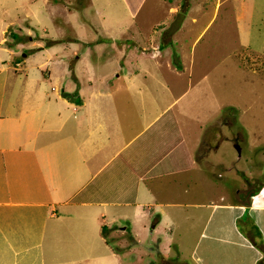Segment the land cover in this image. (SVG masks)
Masks as SVG:
<instances>
[{
  "label": "crops",
  "instance_id": "crops-1",
  "mask_svg": "<svg viewBox=\"0 0 264 264\" xmlns=\"http://www.w3.org/2000/svg\"><path fill=\"white\" fill-rule=\"evenodd\" d=\"M53 1L63 8L70 4ZM84 2L111 41L116 33L107 32L99 1ZM81 3L75 0L72 7ZM138 4L128 13L130 23H136ZM80 9L85 19L87 13ZM86 20L97 32L93 17ZM9 23L0 18V264H122L119 245L107 237L115 233L114 240L123 232L131 235L134 246L128 250L135 260L145 252L137 250L147 235L156 238L158 260L152 264H174L169 258L177 257L175 249L181 256V235L189 227L196 229L194 239L179 261L188 257L193 264H264V135L256 140L258 145L247 139L249 150L262 161L248 177L236 164L230 129H224L230 134L205 140L202 130L187 134L183 119L168 103L159 112L142 115L141 122L138 113L118 112L105 85L109 71L97 74V86L88 90L90 78L77 86L66 75L75 66H62L61 88L50 93L46 80L52 59L21 69L19 64L33 53L18 60L11 46H1ZM163 24L152 27L160 31ZM170 37L165 34L164 41ZM155 46L148 55L159 52ZM110 47L106 56L114 52ZM62 61L68 57L56 59L54 67ZM43 62L46 68L38 70ZM129 68L124 72L131 80L135 72ZM64 91L73 94L66 97ZM226 134L233 138H227L230 149L226 143H213ZM228 172L244 176L247 188L232 186V198L224 190L208 196ZM160 193L166 195L158 198ZM118 220L121 224L112 228L110 222ZM106 224L111 227L102 233L100 227Z\"/></svg>",
  "mask_w": 264,
  "mask_h": 264
},
{
  "label": "rangeland",
  "instance_id": "rangeland-1",
  "mask_svg": "<svg viewBox=\"0 0 264 264\" xmlns=\"http://www.w3.org/2000/svg\"><path fill=\"white\" fill-rule=\"evenodd\" d=\"M68 1V8H63L62 4L55 6L53 0L45 3L42 0H0V18L10 22L4 28L1 46H11L18 60L24 54L33 53L19 64L21 69H31L30 64L52 59L48 67L50 76L46 80L50 93L54 88H61L59 69L62 66H75L66 71L70 83L73 81L78 86L90 78L88 90L97 84L94 80L97 74L109 71L111 74L104 78L105 85L112 90L110 95L118 112L138 113L141 122L142 115L159 112L168 103L171 110L179 113V119H183L181 124L187 134L202 130L205 140L217 133H229L224 129H230L238 156L237 166L245 176L254 175L262 161L249 150L246 142L248 139L258 145L256 140L264 135V0H161L164 3L141 0L139 4L138 0H98L105 14L107 32L116 33L117 38L113 37L111 41L101 31L105 25L98 27L101 20L94 18L84 0H79L82 3L77 9L72 7L75 0ZM137 4L136 23L133 24L128 13ZM79 8L80 12L87 13L85 19L79 14ZM92 17L97 32L86 20ZM162 23L164 28L160 31L152 27ZM125 27L128 28L125 30ZM165 34L171 35L167 41H164ZM155 45L159 52L148 55ZM110 46H114V52L106 56ZM66 56L69 61L59 62L55 68L56 59ZM46 66L43 62L38 65V70L44 71ZM126 66L130 67V73L135 72L132 81L124 72ZM73 91L78 95L77 89ZM176 96L177 99L172 101ZM162 112L163 115L168 113L167 109ZM245 133L250 138L245 137ZM222 135L213 143L233 139L230 135L226 134V139ZM261 143L264 145V141ZM226 144L230 149L232 144ZM251 155L255 158H250ZM243 177L228 172L225 181L216 180L218 189L209 186L212 192L208 196L224 190L226 196L232 198L234 193L228 190L232 186L247 188ZM260 177L264 179V172ZM161 195L166 194L160 193L158 198ZM121 221H112L110 225L114 228ZM110 225L100 227V231L103 233L105 227L109 230ZM183 225L181 222L178 226L177 235ZM184 232L182 245L177 247L181 256L175 249L177 257L169 258L174 264H193L188 257L179 261L189 251L196 229L189 227ZM114 235L117 234L108 235L107 240L119 245L122 264H152V260H158L154 247L156 238L146 239V235L137 250L145 252L135 260L128 250L134 246L131 235L123 232L118 235L122 238L113 240ZM171 248L174 249L172 245ZM160 261L167 262L165 259Z\"/></svg>",
  "mask_w": 264,
  "mask_h": 264
},
{
  "label": "trees",
  "instance_id": "trees-1",
  "mask_svg": "<svg viewBox=\"0 0 264 264\" xmlns=\"http://www.w3.org/2000/svg\"><path fill=\"white\" fill-rule=\"evenodd\" d=\"M254 69H257V67H254ZM62 94L64 95V96H66V97H70L71 96V94H73L72 92H66V91H64V92H62ZM103 226V225H102ZM253 232H254V234L256 233L257 234V228L256 227H253Z\"/></svg>",
  "mask_w": 264,
  "mask_h": 264
}]
</instances>
